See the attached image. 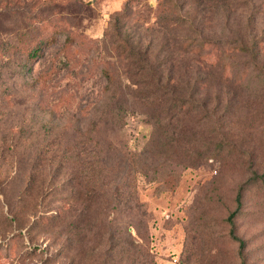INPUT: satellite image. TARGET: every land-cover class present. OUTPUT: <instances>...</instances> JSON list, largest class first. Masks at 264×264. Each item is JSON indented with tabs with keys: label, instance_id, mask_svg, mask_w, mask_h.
I'll use <instances>...</instances> for the list:
<instances>
[{
	"label": "rangeland",
	"instance_id": "obj_1",
	"mask_svg": "<svg viewBox=\"0 0 264 264\" xmlns=\"http://www.w3.org/2000/svg\"><path fill=\"white\" fill-rule=\"evenodd\" d=\"M54 30L30 61L24 48ZM262 37L264 0H0V264H238L225 219L264 172V41L230 73L213 62ZM198 39L215 42L209 59L183 49ZM125 41L178 94L195 85L196 109L165 120L168 104L132 98L145 77L130 75ZM160 129L214 142L232 130L244 151L183 162L184 144L162 153ZM243 206L237 234L264 264V183Z\"/></svg>",
	"mask_w": 264,
	"mask_h": 264
},
{
	"label": "trees",
	"instance_id": "obj_2",
	"mask_svg": "<svg viewBox=\"0 0 264 264\" xmlns=\"http://www.w3.org/2000/svg\"><path fill=\"white\" fill-rule=\"evenodd\" d=\"M181 7L178 9V13H181ZM60 30H54L49 35L45 36L44 38H39L34 42L29 43L24 49L26 51L27 58L31 61L37 55H41L44 50L53 46L57 40L58 36L60 35ZM81 39H77L74 36H66L65 43H80ZM264 39L262 38H253L250 40H238L235 42L233 46L228 48L227 53H223L216 59L213 64H219L224 71L230 73L231 67H233V63L231 59L234 55L243 56L248 54V56L252 58L257 57V48H260V45L263 43ZM209 43H215L212 41H207L204 39H198L197 41L193 42H183L182 47L188 52H194L209 59L208 54H203L204 50L207 48ZM123 45V57L128 62V64H132L137 69H141L139 71L131 72L134 74L141 73L145 77V81H141L139 85L143 87L142 92L138 93L135 92L131 95L132 98L139 100L143 103V105L152 104L154 100L159 99L164 103L168 104L166 113H165V120L170 118V113L174 112L177 115H184L193 112L196 107L198 100L193 99V95L195 94L193 88L195 85H191L189 88V94L186 96H182L176 92V88L174 86L173 78L169 77L164 69H161V61L160 63L157 62L154 67L152 65H148L144 62L146 60V51L140 52L139 51V42H135L132 44L128 41L122 42ZM137 51V52H135ZM136 55V58L133 57ZM140 56V57H139ZM207 61V59H206ZM110 76V73L107 72ZM225 75H227L225 73ZM196 80V78H194ZM195 83V81H193ZM114 85V80L109 78V86L111 88V84ZM173 115V114H171ZM160 136V146L163 148L162 153L165 155L171 156L172 154L176 153V148L184 144V152H183V162H197L203 160H208L209 158L217 157L218 153L226 152L227 154L237 155L239 152L244 151L241 147L242 143H236L235 137L232 130H225L222 132V137L220 140L214 142V140H210L209 138H196L194 135H179L177 136L166 132L162 129L159 130ZM162 137V138H161ZM245 153H248V150H245ZM253 149L250 151L252 152ZM257 175V172H255ZM128 177V176H127ZM259 183H264V172L260 175L253 176L249 181L246 183H241L237 189L234 201H235V208L228 214L225 219V222L229 225V237L234 242L237 243V261L238 264H249V253H248V244L247 240L237 234L238 231V224L237 219H244L250 213L252 214V210L247 209L243 210V202H244V195L249 187L258 186ZM124 185L130 188L134 194L132 196H126L123 198V202L125 205L129 206L130 209H139L142 204L138 201L135 192L136 186L135 183H130L125 180ZM118 186V185H117ZM115 188L114 197L119 199L122 198L123 193H130L128 191H120L121 186ZM123 192V193H122Z\"/></svg>",
	"mask_w": 264,
	"mask_h": 264
}]
</instances>
